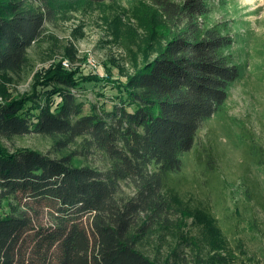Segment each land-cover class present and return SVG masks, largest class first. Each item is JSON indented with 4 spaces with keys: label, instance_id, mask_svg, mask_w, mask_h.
Masks as SVG:
<instances>
[{
    "label": "trees",
    "instance_id": "obj_1",
    "mask_svg": "<svg viewBox=\"0 0 264 264\" xmlns=\"http://www.w3.org/2000/svg\"><path fill=\"white\" fill-rule=\"evenodd\" d=\"M78 1L117 0H0V79L30 80L26 93L0 102V264H171L177 246L193 251L195 264H231L223 229L230 224L240 241L263 232L252 213L253 202L264 213L257 183L242 177L235 197L237 183L222 179L219 220L213 210L173 207L166 180L181 171L242 76L232 50L244 40L231 34L234 20H218L210 0H128L149 3L160 17L164 43L150 61L123 83L81 84L55 73L37 89L28 51L57 5ZM227 5L217 2L221 11ZM28 136L45 139L48 148L13 145ZM204 151V175L212 177V148ZM249 154L247 167L264 173V147L251 142ZM188 218L204 224L203 238L210 231L209 246L185 233ZM153 233L174 242L163 260L144 252Z\"/></svg>",
    "mask_w": 264,
    "mask_h": 264
},
{
    "label": "rangeland",
    "instance_id": "obj_2",
    "mask_svg": "<svg viewBox=\"0 0 264 264\" xmlns=\"http://www.w3.org/2000/svg\"><path fill=\"white\" fill-rule=\"evenodd\" d=\"M210 1L215 3L214 16L218 20H234L231 34L242 35L244 42L237 43L232 52L243 73L229 92L224 112L204 125L194 150L184 157L181 171L173 173L166 184L171 189L169 197L173 207L189 214L213 210L219 220H224L225 206L218 192L222 179L237 183L242 177H248L257 183L264 198V173L253 165L247 167L251 142L264 147V0H226L228 5L223 11L217 7L220 0ZM56 8L53 21L28 51L33 79L40 85L37 89L51 83L47 81L55 73L81 84L97 79L123 83L150 61L164 43L160 17L147 2L117 0L94 5L78 1L60 3ZM90 59L95 61L96 68L89 66ZM29 87L30 80L16 85L3 84L0 79V102L26 93ZM48 144L41 137L28 136L16 139L13 145L45 151ZM209 148H212L217 173L205 177L207 152L204 150ZM239 186L237 183L231 188L235 197L240 194ZM122 189L132 195L130 185L123 184ZM252 205V213L263 232L260 238L250 240L244 235L240 241L230 224L225 227L223 234L229 241L228 250L232 254L227 258L231 264H264V213L258 204ZM174 216L178 217L176 213ZM202 228L204 224L193 218L184 220L185 233L191 237L197 234L202 243L199 245L204 246L208 245L211 233L206 231L207 239L203 238ZM173 244L169 234L153 233L144 242L143 249L148 256L163 260ZM177 249V254L169 255L171 264H195L193 251L182 246Z\"/></svg>",
    "mask_w": 264,
    "mask_h": 264
},
{
    "label": "built area",
    "instance_id": "obj_3",
    "mask_svg": "<svg viewBox=\"0 0 264 264\" xmlns=\"http://www.w3.org/2000/svg\"><path fill=\"white\" fill-rule=\"evenodd\" d=\"M88 64H89V66H92V68H96V63H95L94 60L90 59V60L88 61Z\"/></svg>",
    "mask_w": 264,
    "mask_h": 264
}]
</instances>
